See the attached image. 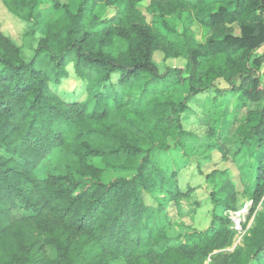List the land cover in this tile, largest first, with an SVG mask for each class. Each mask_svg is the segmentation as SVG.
<instances>
[{"label":"trees","instance_id":"1","mask_svg":"<svg viewBox=\"0 0 264 264\" xmlns=\"http://www.w3.org/2000/svg\"><path fill=\"white\" fill-rule=\"evenodd\" d=\"M2 1L41 37L27 61L0 24V264H204L222 234L197 243L169 233L187 194L163 155L189 138L238 171L205 172L218 233L232 226L227 210L263 200L227 264H264V0ZM157 51L185 67L162 72ZM69 64L84 98L56 90ZM192 113L200 134L186 128ZM89 158L136 173L105 182Z\"/></svg>","mask_w":264,"mask_h":264},{"label":"rangeland","instance_id":"2","mask_svg":"<svg viewBox=\"0 0 264 264\" xmlns=\"http://www.w3.org/2000/svg\"><path fill=\"white\" fill-rule=\"evenodd\" d=\"M59 1L70 3L76 8L80 0ZM148 1L149 0L146 2L148 3ZM51 7L52 3L48 2L41 6V10L49 11ZM148 19L150 21V17ZM0 24L2 31L20 46L24 58L28 61L33 56L41 37L39 27L33 25L32 22L17 17L8 9L2 0H0ZM177 26L180 31L183 30V25L181 23ZM230 28L233 34L239 35L241 32L237 24L231 25ZM192 30L195 32L198 42L204 41V29L197 22L193 23ZM257 53L264 58V45ZM154 61L162 72L165 71L167 67L184 68L186 65L184 56L168 57L163 51H157L155 53ZM261 75L262 84L264 86V65L261 68ZM216 84L220 88L229 87L228 82L222 78H219ZM83 88L82 82L76 77L74 72L70 71V77L64 80L61 86L56 87V90L61 94L67 93L71 96L79 95L81 98H84V96L81 95ZM210 95H212V90H207L200 94V97H197V101H192L191 110L199 113V100H206ZM252 108H254L253 105ZM193 114L194 113L190 114L191 118L186 123V128L191 132L200 134L203 132V128L200 126L198 120L192 117ZM192 139L193 138L188 139L185 151L176 149L163 155L165 167L169 171H173L177 174L179 184L183 192L187 194L180 200L179 204L175 201L171 207V212L175 218L176 224L169 233L173 236H181L184 241L190 239L197 243L206 237L214 238L215 235L222 234L221 237L220 235L215 237L213 245L208 249V257L204 261V264H227L229 256L243 245L244 235L254 224L255 216L263 200L258 205H255L250 196H248L245 198L244 204L240 209L227 210L226 214L232 221V226L229 228L223 227L222 231L225 229L224 232L220 231L222 233H218L217 230L212 227L214 211V205L210 199L212 183L205 179V172H209L214 168H229L234 177L238 175V171L233 162L229 160L224 161L221 158V153L218 151L212 153L208 152L198 141ZM88 161L105 169L103 174V180L105 182L116 177H132L136 173L134 169L122 170L105 168L100 158H89ZM48 164L49 162H44L40 166L38 170L39 176H44L46 174ZM201 164H203V166L205 165L203 168L204 172L201 171ZM241 187L239 181V188ZM253 206L254 208L252 209ZM22 215L23 210L21 209L15 212L16 218H20ZM119 262L124 263L123 260Z\"/></svg>","mask_w":264,"mask_h":264},{"label":"clouds","instance_id":"3","mask_svg":"<svg viewBox=\"0 0 264 264\" xmlns=\"http://www.w3.org/2000/svg\"><path fill=\"white\" fill-rule=\"evenodd\" d=\"M67 69H68L69 71H71V72H74V65H73V64H69V65L67 66Z\"/></svg>","mask_w":264,"mask_h":264}]
</instances>
